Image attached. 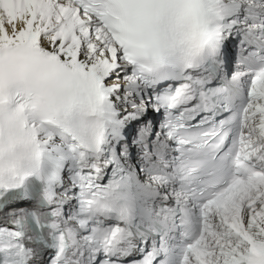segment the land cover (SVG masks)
<instances>
[{"label":"snow or ice","instance_id":"1","mask_svg":"<svg viewBox=\"0 0 264 264\" xmlns=\"http://www.w3.org/2000/svg\"><path fill=\"white\" fill-rule=\"evenodd\" d=\"M0 264H264V0H0Z\"/></svg>","mask_w":264,"mask_h":264}]
</instances>
